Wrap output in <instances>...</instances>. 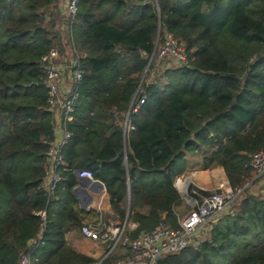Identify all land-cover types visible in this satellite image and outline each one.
Instances as JSON below:
<instances>
[{
    "label": "trees",
    "instance_id": "16d2710c",
    "mask_svg": "<svg viewBox=\"0 0 264 264\" xmlns=\"http://www.w3.org/2000/svg\"><path fill=\"white\" fill-rule=\"evenodd\" d=\"M138 1L81 0L72 31L85 75L62 179L49 198L43 183L55 131L40 60L63 46L59 0H0V264H19L24 254L32 264L100 261L67 240L88 212L74 194L77 170L104 182L110 217L121 224L130 182L129 221L138 225L126 228L132 239L162 224L179 227L184 201L175 181L194 159L202 170L223 167L233 187L254 177L252 154L264 150V0H158L160 10ZM160 21V43L172 35L187 61L163 73L165 86L144 79L125 144L117 122L129 112ZM109 130L110 136L101 134ZM96 136L102 146L82 152L80 144H93ZM140 204L149 206L147 214L135 210ZM44 209L47 227L33 250L29 241ZM201 239L157 264H264V195L246 192ZM133 256L118 244L101 264Z\"/></svg>",
    "mask_w": 264,
    "mask_h": 264
},
{
    "label": "built area",
    "instance_id": "2783aa9c",
    "mask_svg": "<svg viewBox=\"0 0 264 264\" xmlns=\"http://www.w3.org/2000/svg\"><path fill=\"white\" fill-rule=\"evenodd\" d=\"M81 0H59L61 32L63 46L50 48L40 60L45 70L46 87L48 91L47 109L53 114L55 137L46 156L47 173L43 188L50 198L56 193L62 179L61 168L65 166L63 150L70 142L73 132L70 125L75 120V112L80 100V87L85 71L82 68L78 51L73 43V25L77 20ZM59 23V22H58ZM67 47H71L70 55ZM187 61L183 45L172 35H166L165 41L157 46L149 67L164 73L173 66ZM143 95L139 105L145 102ZM254 177L242 185L233 187L228 179L221 180L216 186L207 188L198 186L191 176H179L175 186L180 192L184 203L189 207L186 214L179 217V227L162 225L153 232L140 234L138 239H132L126 228L133 230L137 223L126 219L123 224L114 217H107L100 208L98 216L93 221L84 222L81 233L84 237L101 244H107L113 251L118 244L134 252L133 257L121 259L115 264H155L166 255H178L186 249L198 244L201 235L211 229L222 215L232 212L235 203L246 192L254 195H264V150L252 154ZM80 177L96 181L91 170H82ZM90 210V206L87 208ZM41 216V226L35 239L29 245L36 250L43 240L47 227V211L37 212ZM196 239H199L195 243ZM109 250V251H110ZM19 264H32L29 254L20 258Z\"/></svg>",
    "mask_w": 264,
    "mask_h": 264
},
{
    "label": "crops",
    "instance_id": "0c3cea01",
    "mask_svg": "<svg viewBox=\"0 0 264 264\" xmlns=\"http://www.w3.org/2000/svg\"><path fill=\"white\" fill-rule=\"evenodd\" d=\"M149 69H148V71L144 77V79L145 78L147 79L146 83L150 84L152 82H159L162 85V82L164 80L163 73L159 70H156L153 66L151 68L149 67ZM144 79H143V81H144ZM75 120H77L76 117H75ZM128 122H129V119L127 121V116H126L124 122H117L118 125L124 127L125 144L127 143V132H129L131 129H133L132 126L129 125ZM95 127L99 128V124L95 125ZM112 133H113V130H109L106 133L103 132L101 134H106L107 136H110ZM101 134H99V135H101ZM101 146H102L101 142H100L98 136H96L93 144H80V150L82 152H84V151H87V149L89 147H91L92 149H96V148H100ZM194 160H196V159H194ZM193 163H191L189 165L188 171L185 172L184 174L180 175V176H186V175L191 176L192 179L195 181V183L198 186L212 188V187L216 186L221 180L228 179L226 172H225L223 167H216V168L209 169V170H202V169H199L197 167L196 162L194 164ZM222 173H223V175H222ZM216 175H218V176H216ZM263 183H264V180H263ZM78 185H79V181H78ZM74 194H75V192H74ZM93 196H94L93 201L89 205L90 211L88 210V212L86 214H84V219H83L82 224L84 222L93 221L98 216V214L100 212V208L106 213L107 217H110V215L113 213L112 207H111V202H110V197H109V194L107 192V188H105V190L101 191V193L93 194ZM77 199H78V197H77ZM128 200L130 203V210H131V205H132L131 195H128L126 201L128 202ZM78 201H79V199H78ZM127 202H125V203L127 204ZM79 208L81 210L87 211V208L86 209L81 208L80 201H79ZM135 210L147 214L149 212V206L146 204H140V205L135 207ZM188 210H189V207L185 204L178 207L177 208L178 219H179V217L183 216L184 213ZM163 216L165 217L166 213H164ZM163 225H165V224H163ZM66 236H67V240H68L70 246H72L76 250H78L82 253H85V254H87V255L95 258V259L101 258L106 252V250H105L106 247L108 248L107 244H101L99 242H96V241H93L89 238L84 237L83 234L81 233V230H79V229H70L67 232Z\"/></svg>",
    "mask_w": 264,
    "mask_h": 264
},
{
    "label": "water",
    "instance_id": "95a60500",
    "mask_svg": "<svg viewBox=\"0 0 264 264\" xmlns=\"http://www.w3.org/2000/svg\"><path fill=\"white\" fill-rule=\"evenodd\" d=\"M137 5H148V6H156L158 8V10H160L159 8V4H158V0H153V1H138L136 3ZM160 33H161V21H160V28H159V32H158V35H157V39H156V42H155V47H154V51L157 49V46L159 44V40H160ZM143 56L146 57V53H143ZM152 57H153V54L151 55L150 59H149V62H148V65L146 67V70H145V73L142 77V80L138 86V89L134 95V98H133V101L130 105V108H129V112H128V115H127V121L129 119V114L132 110V107H133V104L138 96V93L140 92V89H141V86H142V82H143V79L149 69V65H150V62L152 60ZM126 165H127V160H126ZM82 173V170H77L75 172L77 178H78V181H79V185L77 187L74 188V192L76 194V196L78 197L79 201H80V206L82 209H86L89 207V205L92 203L93 201V194H98V193H101V191L105 190L106 186L105 184L100 181V180H96V181H92L90 179H87V178H84V177H80V174ZM128 185H129V195H131V192H130V182L128 181ZM129 215H130V206L128 207V210H127V219H129ZM115 218V217H114ZM163 225V224H162ZM112 251H108L107 255L105 257H103L98 263L96 264H101L111 253ZM160 259H158L159 261ZM157 261V262H158ZM157 262L155 264H157Z\"/></svg>",
    "mask_w": 264,
    "mask_h": 264
},
{
    "label": "rangeland",
    "instance_id": "374dc122",
    "mask_svg": "<svg viewBox=\"0 0 264 264\" xmlns=\"http://www.w3.org/2000/svg\"><path fill=\"white\" fill-rule=\"evenodd\" d=\"M59 7H60V5H59ZM61 13H59V15H58V18H57V25H61L62 24V21H61V15H60ZM59 22V23H58ZM60 31V30H59ZM61 33V32H60ZM69 50H71V47H67V53L70 55V51ZM43 80L46 82V77L44 78L43 77ZM166 83H167V79L164 77V80H163V82H162V85L163 86H165L166 85ZM195 161L196 160H193L192 161V163L194 162L195 163ZM193 163V164H194ZM215 173V172H214ZM222 175H223V173H222ZM216 176H218V175H216ZM185 177H189V175H186ZM127 202V201H126ZM185 204V203H184ZM186 205V204H185ZM125 206L127 207V209H128V207L130 206V203H129V200H128V202H127V204L125 203ZM188 211H186L184 214H186ZM214 224V223H213ZM213 224L211 225V228H212V226H213ZM205 232H208V231H205ZM198 240L199 239H196V241H195V243H197L198 242ZM202 240V239H201ZM200 240V241H201ZM200 243V242H199ZM199 243L198 244H194L193 246H196V245H199ZM106 252H105V254L101 257V258H99L100 260L103 258V257H105L106 255H107V253H108V249H107V247H106Z\"/></svg>",
    "mask_w": 264,
    "mask_h": 264
}]
</instances>
